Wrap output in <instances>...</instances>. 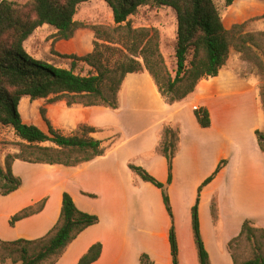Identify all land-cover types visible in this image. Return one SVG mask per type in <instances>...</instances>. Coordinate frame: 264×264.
Masks as SVG:
<instances>
[{
	"label": "crops",
	"instance_id": "0c3cea01",
	"mask_svg": "<svg viewBox=\"0 0 264 264\" xmlns=\"http://www.w3.org/2000/svg\"><path fill=\"white\" fill-rule=\"evenodd\" d=\"M221 11L225 26L231 28L234 24L264 15V0H235L230 7ZM50 27L55 34L57 29ZM38 29L29 39L38 36ZM81 29L84 28H78L68 40L51 38V48L54 47L61 54L86 55L92 52V48L85 51L83 43L85 40L89 43L94 34L91 39L82 37ZM247 29L264 31V18L251 21ZM232 59L236 63L232 64ZM54 65L58 66L56 63ZM247 65L240 53L235 54L234 58L230 53L229 60L217 76L202 79L191 95L175 103L166 101L148 71L127 74L119 92L117 108L68 105L66 99L51 102L49 98L32 100L27 97L31 104L38 103L40 109L45 107L52 125L65 135H74L78 131L81 135L84 125L94 127L96 131L89 136L101 140L106 152L75 167L16 159L13 172L23 179V185L15 192L0 197V239L33 240L45 236L60 218L63 193L67 191L79 209L98 215L100 221L85 229L56 264H79L80 258L96 242L103 243V251L92 264H141L144 253L154 264H171L169 233L172 221L161 189L144 181L129 168L131 163L141 165L157 179L167 183L168 161L159 152V146L164 127L171 124L180 128L181 137L180 150L174 159L173 180L169 184L179 259L181 264H199L193 228L191 223L188 226V222L183 227L179 225V212L185 211L192 217L199 186L222 160H227L223 169L201 192V228L208 247L205 232L212 238L221 231L220 220L215 222L211 212L213 197L217 196L219 206L226 200L232 202V184L238 185L239 176L246 169L245 164H264V152L256 134L257 130L264 132V106L257 81L243 74V68ZM66 105L79 106L84 110L85 120L76 131L63 130L53 115L56 107ZM201 106L211 112L210 127H202L195 116L194 110ZM246 109L250 110V122H247L248 140L244 143L239 121L242 123L245 120ZM23 118L45 130V126L36 121L33 115L30 114L27 120L25 115ZM143 122L149 123V126L140 129ZM108 130L115 134L122 133L123 139L109 146L112 136L104 133ZM44 197H48V200L41 212L18 221L14 226L10 224V218L16 212ZM260 198L258 200L264 202V198ZM131 210L138 215L142 210V214L146 211V218L143 221L139 219L141 227L135 230L138 233L136 239L129 219ZM262 210L258 206L255 215L258 216ZM223 256L229 259L227 255Z\"/></svg>",
	"mask_w": 264,
	"mask_h": 264
},
{
	"label": "trees",
	"instance_id": "16d2710c",
	"mask_svg": "<svg viewBox=\"0 0 264 264\" xmlns=\"http://www.w3.org/2000/svg\"><path fill=\"white\" fill-rule=\"evenodd\" d=\"M90 0H29L20 4L11 0H0V125L13 128L22 140L21 151L9 155L6 164L0 163V194L9 195L23 185V179L13 172V163L20 159L31 163L61 164L68 167L79 166L98 156L106 149L102 141L89 136L96 129L82 126L83 133L65 135L56 129L47 116V109L41 107V115L47 123L48 131L36 124L24 121L19 109L21 100L49 98V101L66 99L68 105L81 104L85 107H118L119 92L129 73L148 71L159 87L160 93L169 103L186 99L204 78L215 77L227 63L231 50L241 53L244 60L256 64L264 73V31H247L248 24L264 15L234 24L227 28L223 22L222 11L215 0H104L113 12L115 27L104 24L93 25L97 41L95 49L82 56H71L93 67L95 71L82 75L71 68L59 67L36 59L25 47V41L39 27L45 24L57 29V39H71L78 28L87 24L75 19L79 6ZM235 0H225L224 8L230 7ZM146 5L171 7L177 16V41L175 75L169 70L161 50L160 32L153 27L134 28L130 16ZM99 40L103 42L100 43ZM122 45V46H119ZM129 51L126 59L117 54ZM264 106V90L261 92ZM202 127H210V110L201 106L194 110ZM261 150L264 152V133L256 131ZM51 142L52 145H42ZM180 128L168 124L164 127L159 152L168 161L169 176L167 183L157 179L145 167L129 164V168L144 181L161 189L166 209L172 225L169 233L172 263L181 264L179 243L169 184L173 180L174 159L180 150ZM26 148L33 149L27 155ZM227 160H222L215 171L208 176L198 190V197L192 209V226L198 250L199 264H212L206 247L199 213L201 192L218 175ZM93 196V194H89ZM47 198L29 205L10 218L14 226L18 221L41 212ZM211 212L214 221L219 220L218 199L213 197ZM96 214L79 209L72 195L63 193L62 209L56 225L38 239H17L5 241L3 245L21 247L20 264H56L69 245L88 227L97 224ZM247 219L238 236L229 244L234 264H264L262 244L255 234L256 227ZM264 229V228H263ZM264 231V230H263ZM247 232L248 240L256 248V254L239 263L233 253L236 241ZM103 243L96 242L80 258L79 264H92L102 254ZM141 264H154L148 254L141 255Z\"/></svg>",
	"mask_w": 264,
	"mask_h": 264
},
{
	"label": "rangeland",
	"instance_id": "374dc122",
	"mask_svg": "<svg viewBox=\"0 0 264 264\" xmlns=\"http://www.w3.org/2000/svg\"><path fill=\"white\" fill-rule=\"evenodd\" d=\"M11 1H16L20 4H26L29 0H11ZM215 1L220 9L224 8L225 0H215ZM75 18L76 20L87 24V26L83 27L84 29H81L80 31L82 33L81 34L82 37L88 36V38L91 39L92 33L94 34L93 36L94 38L90 40L89 43H87L86 40L84 41L83 47L85 48V51H88L91 48L93 50L95 49V42L97 41V38L95 35V30L92 28L93 25L104 24L111 27L116 26V23L114 22V18H113V12L104 0H90L88 2L81 4L79 6ZM130 21L134 28L153 27L159 30L161 50L165 57V62L169 70L172 72V74L175 75V70L177 67V61L175 55L176 41H177V16L175 11L171 7H167V6L158 7L153 5H146L140 7L136 14L130 16ZM50 26L51 25L46 24L42 29L39 28L38 29L39 31L37 32L38 36L34 37L32 40L29 39L30 38L29 37L25 41V47L27 51L36 59L43 60L51 64L56 63L58 66H62L65 68H71L75 60L71 56L82 57L84 55H79V54L77 55L75 53L61 54L57 52L54 47L51 48L52 46L51 38H56V40L58 39L55 35L56 33L53 34L54 29ZM99 42L102 43L103 41L99 40ZM119 46L122 45L119 44ZM238 53L239 52L233 49L231 52V58H234L235 54ZM126 55L131 57L130 52L125 51L123 53L117 54L113 59L119 57L120 59L125 60ZM262 56L264 58L263 54ZM246 61L248 62L249 65H247L245 69L243 68L244 70L243 74L246 73L247 76H252L253 79L255 78V81H257L258 88L261 94V92L264 90V73L260 71V69L256 66V64L248 60ZM233 63H236L235 59L234 61L232 59V64ZM74 68L77 73L82 75H89L95 71L93 67L89 66L87 63L79 59L75 60ZM135 96L136 95H133V97ZM136 99L137 98H135V100ZM29 100L30 99L26 97L21 102L19 109L21 110L22 114L25 115L26 120L30 114L33 115V117H35V120L40 121L45 126V130L48 131L47 123L44 121L41 115L40 108L37 105L38 103L31 104ZM53 115L55 116L60 126L63 127V130L67 132L78 130L81 127L82 121L85 120L84 110L79 106H69V107L67 105L58 106L56 107L55 114ZM244 115L246 117L243 122L246 124H243V122L240 123L241 120L239 121V124H241L240 127L243 130L244 143H246L248 140L247 122H250V117H249L250 110L246 109ZM98 120L102 121L100 118ZM143 124L144 125L140 129L149 126V123L143 122ZM81 129H83V127H81ZM79 132L80 131H78V133ZM104 133L106 134L109 133L112 136L111 140L108 143L109 146L118 143L123 139L122 133L115 134V132H112L110 130ZM74 134L77 133L74 132ZM146 136L147 135H145V137ZM21 142L22 140L16 135L13 128L0 125V163L1 164H6L7 156L15 155L21 151V145H20ZM42 145H52V143L46 142ZM26 149L28 150H26L25 153L27 155H31L30 151H32L33 149L31 148H26ZM245 167L246 169H244V171H242L241 175L239 176L240 180L237 183L238 185L232 184V187H234L233 195H232L233 199L231 200L232 202L226 200L224 202H221L220 206L218 204L221 231L218 233L217 236L216 235L212 236V238H210L207 232H205L206 233L205 237L208 243V247L207 245L206 247L210 253L212 264H233V258L230 253L231 251H229L227 244L240 234L243 224L247 219L251 220L250 223L251 226L257 228L255 229V234L257 239L262 244L261 252L264 254V231H263L264 202H260V200H258L261 199L260 196L264 198V164H245ZM2 196L3 195L0 194V197ZM44 198H47L48 200V197H44ZM258 206H260L261 209L263 208V210L257 216L255 215V211H257ZM142 211L140 215H138L137 212H134V210L130 211L131 216L129 219H130V223L133 225V231H134L133 235L135 236L134 237L135 239L138 238L137 237L138 233L136 231L139 229V227H141L139 224V219L143 221L146 218V216H144L146 211L143 214ZM179 218H180L179 220L180 226L183 227L185 224H187V222H188V226H190V223L192 226V217L189 213L185 214V211L183 212L181 211L179 212ZM187 218H189V220H187ZM254 219L261 226L256 225L257 223L255 221H252ZM142 221L141 223L144 224ZM193 236H194V232H193ZM222 244H224V247ZM255 249L256 248L254 247V245L247 238V232H245L238 239V241L235 242L232 251L237 257L238 262L241 263L244 260L253 257L256 254ZM223 254L225 256L227 255L229 259H225ZM21 255L22 253L20 246L3 245L0 243V264H20Z\"/></svg>",
	"mask_w": 264,
	"mask_h": 264
}]
</instances>
